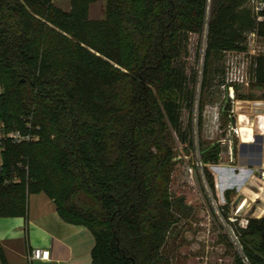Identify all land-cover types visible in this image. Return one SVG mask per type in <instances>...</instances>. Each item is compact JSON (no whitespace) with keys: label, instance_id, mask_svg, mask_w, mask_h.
<instances>
[{"label":"trees","instance_id":"obj_1","mask_svg":"<svg viewBox=\"0 0 264 264\" xmlns=\"http://www.w3.org/2000/svg\"><path fill=\"white\" fill-rule=\"evenodd\" d=\"M98 1L106 16L92 20ZM263 28L249 0H71L69 12L54 0H0V122L13 131L31 119L41 134L5 142L0 216L26 214L28 195L45 191L63 217L92 231V264H172L175 134L194 144L182 120L198 76L182 62L190 35L206 37L207 86L215 61ZM256 63L264 87V55ZM200 151L215 164L222 146ZM235 230L251 264H264V216ZM235 264H244L238 252Z\"/></svg>","mask_w":264,"mask_h":264},{"label":"rangeland","instance_id":"obj_2","mask_svg":"<svg viewBox=\"0 0 264 264\" xmlns=\"http://www.w3.org/2000/svg\"><path fill=\"white\" fill-rule=\"evenodd\" d=\"M246 42L247 37L245 44ZM205 49V35L191 34L187 53L182 57L189 74L197 71L201 75L202 71V76H199V81L194 84L196 95L193 110L190 111L187 106L183 109L182 115L184 126L190 125L192 128L194 144L190 146L185 144L182 147L177 141L178 160L171 184L177 222L173 225L165 247V253L170 256L172 264H235L237 252L231 240V227L241 226L246 219L261 214L258 209L260 200L254 201L257 198L256 193L264 188L261 181L257 180L251 184L245 182L241 185L242 183H238L234 176L229 177L221 172L219 181L224 197L219 198L218 194L221 191L216 187L212 189L207 185L212 193H206L200 172L196 168L197 146L201 149L212 143H220L218 141L220 139L228 138L226 128L230 118L223 110L228 103L230 109H235L233 119L238 123L239 114L248 115L250 118L248 126L254 127L256 134L260 131L257 115H264V87L258 85L256 80H252L249 86L237 87L235 102L230 103L225 99L222 89L218 87L225 66V54L211 66L207 86H203ZM1 90L2 88L0 92ZM242 124L247 125L246 121L240 125ZM241 143L240 139L235 138L234 161L237 159ZM221 146L222 152L218 163L223 168L235 162L229 158L228 146L225 144ZM210 165L207 166L208 172L214 175ZM190 168H193V173L190 172ZM21 180L20 177L15 178V181ZM243 186L250 189V198L242 193ZM212 196L217 199L218 205H214ZM245 198H247V202H244L245 210L238 213L237 209ZM230 218L236 219L235 224H232Z\"/></svg>","mask_w":264,"mask_h":264},{"label":"crops","instance_id":"obj_3","mask_svg":"<svg viewBox=\"0 0 264 264\" xmlns=\"http://www.w3.org/2000/svg\"><path fill=\"white\" fill-rule=\"evenodd\" d=\"M54 3L64 11L71 10V0H54ZM105 16L104 1L90 5V19L101 20ZM257 134L262 133L259 131ZM251 159L250 155L241 157L238 153L236 161H233L235 163L223 166L221 172L229 177L234 176L241 185L260 181L251 171L237 173L240 166L253 167L248 166ZM242 193L250 198L248 187L243 186ZM256 195L254 201L259 199L260 207H264V188ZM243 210L245 206L238 213ZM263 215L264 210L258 217ZM94 244L92 231L85 225L72 223L63 217L55 200L45 191L28 195L26 214L0 216V260L3 264H92ZM36 248L50 250V259L32 258V251Z\"/></svg>","mask_w":264,"mask_h":264},{"label":"built area","instance_id":"obj_4","mask_svg":"<svg viewBox=\"0 0 264 264\" xmlns=\"http://www.w3.org/2000/svg\"><path fill=\"white\" fill-rule=\"evenodd\" d=\"M249 6L251 7L252 11L254 12L257 21L261 24H264V0H249ZM247 42H246V48L243 50H229L225 51V66H224V75L223 80L221 84L219 85V88L222 89L221 91L224 93V97L228 102H235L236 100V89L240 86H249L251 81L256 80V59L260 55H264V28L262 33L259 32L257 29L251 30L248 33H246ZM199 76H202L198 74L197 81H199ZM239 104V101L237 102ZM229 104V103H228ZM229 123L227 125L226 131H227V139H220L218 140L222 145L228 146V154L231 161L235 160V138L240 139L241 142H246L243 140V134H242V126L240 125L242 123L241 117L244 118V121H246V124H250V118L246 114H239L238 116V123L235 121V109H229ZM258 130L262 131L264 130V115L258 114ZM219 122L218 117L216 118ZM252 125V124H251ZM219 128V127H218ZM176 142H180L181 146H185L184 143H182L177 135L175 134ZM41 140V134H40V126H34L31 119L27 120L25 123L24 129H16L13 131H6L5 126L3 123L0 122V165L2 163L1 153L5 149V142L10 141L13 144H22L27 142H38ZM195 156H196V168L200 172V179L202 181V184L205 187L206 193H212V189H216L218 191H221V193L218 194V197H224L222 190V184L220 183V173H221V165L219 163L211 164L213 169V176H214V188L210 186L208 179L205 174V167H207L209 164H205L201 158V151L200 148L197 146L195 148ZM240 172L244 171H251L253 176H257L258 179L264 184V162L261 166H254L251 168H247L246 166H240L239 168ZM190 172L193 173V168H190ZM216 180V183H215ZM9 179H5V183H9ZM210 187H208V186ZM213 195V194H212ZM212 200L214 202V205H218V201L215 197L212 196ZM245 206L244 200L239 205L238 211H240ZM260 212L262 213L264 210V207H258ZM232 224H235L236 219L230 218ZM248 225V219H246L242 224L241 227H246ZM231 240L236 248V251L240 255L242 261L244 264H251L248 256L245 254L243 250V246L240 243L239 235L237 234L235 227H231ZM32 258L35 259H42V260H49L50 259V250L48 249H42V248H36L32 251L31 254ZM0 264H3L0 260Z\"/></svg>","mask_w":264,"mask_h":264},{"label":"water","instance_id":"obj_5","mask_svg":"<svg viewBox=\"0 0 264 264\" xmlns=\"http://www.w3.org/2000/svg\"><path fill=\"white\" fill-rule=\"evenodd\" d=\"M239 153L241 157L247 155L252 156L248 166H261L264 162V136L262 134H256L255 140L252 143L242 142L240 144Z\"/></svg>","mask_w":264,"mask_h":264},{"label":"bare ground","instance_id":"obj_6","mask_svg":"<svg viewBox=\"0 0 264 264\" xmlns=\"http://www.w3.org/2000/svg\"><path fill=\"white\" fill-rule=\"evenodd\" d=\"M241 121L244 122L243 117H241ZM253 128L248 126V125L242 124V134H243V140L244 141H246L248 143H252L255 140L256 133H255ZM260 133L264 134V130L260 131Z\"/></svg>","mask_w":264,"mask_h":264}]
</instances>
